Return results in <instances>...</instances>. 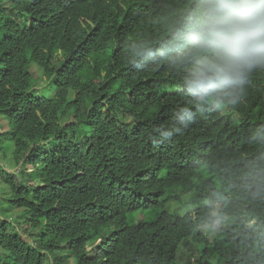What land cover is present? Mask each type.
Segmentation results:
<instances>
[{"label": "trees", "instance_id": "16d2710c", "mask_svg": "<svg viewBox=\"0 0 264 264\" xmlns=\"http://www.w3.org/2000/svg\"><path fill=\"white\" fill-rule=\"evenodd\" d=\"M194 2L0 0V264H264V67L197 103Z\"/></svg>", "mask_w": 264, "mask_h": 264}, {"label": "clouds", "instance_id": "9594fccd", "mask_svg": "<svg viewBox=\"0 0 264 264\" xmlns=\"http://www.w3.org/2000/svg\"><path fill=\"white\" fill-rule=\"evenodd\" d=\"M132 21L128 23L133 25ZM186 27L187 44L201 54L184 81L188 94L197 103L229 89L233 95L240 90L249 93L259 85L257 79L262 76L251 72L264 67V0H195ZM134 54L126 59L130 61ZM38 69L42 76L37 79L43 81V72ZM31 71L34 74L33 67ZM229 107L222 106L224 110ZM210 215L219 217L220 210L214 207ZM218 224L217 219L213 227Z\"/></svg>", "mask_w": 264, "mask_h": 264}, {"label": "rangeland", "instance_id": "374dc122", "mask_svg": "<svg viewBox=\"0 0 264 264\" xmlns=\"http://www.w3.org/2000/svg\"><path fill=\"white\" fill-rule=\"evenodd\" d=\"M32 67H33L34 75L36 77L35 79L38 81L37 78L42 76V73L40 72V70L38 69V66L36 64H34ZM39 89H41V88H39ZM39 89H36V90H39ZM1 123H2V128L0 127V129L3 130V131H6L7 130V126H6L7 125V121H2ZM0 165H2V166L5 165V167H6V162L0 160ZM7 169H8V167H7ZM8 170L13 173V172H16V171H20L21 167L19 166L18 168H9ZM30 171H32V168H31ZM171 207L174 208V211L177 209L176 205H174V203L171 204ZM146 211L147 210L133 213L132 219L136 223L137 222H141L144 219H152V214L147 213ZM215 231H216V229L215 230L212 229V231L210 232V234H209L210 239H211V237H213V234L215 233ZM24 237L26 238L25 235H24ZM97 243H99V241ZM88 250L91 252V251H94V248H92L90 246V247H88ZM181 258H183V257L181 256ZM184 258H189V254H186V256Z\"/></svg>", "mask_w": 264, "mask_h": 264}]
</instances>
